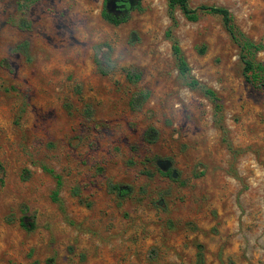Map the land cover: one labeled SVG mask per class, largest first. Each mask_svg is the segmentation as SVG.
Listing matches in <instances>:
<instances>
[{"label":"rangeland","instance_id":"obj_1","mask_svg":"<svg viewBox=\"0 0 264 264\" xmlns=\"http://www.w3.org/2000/svg\"><path fill=\"white\" fill-rule=\"evenodd\" d=\"M104 3L0 0V264H264V90L221 17L142 0L114 26ZM202 5L264 44V0Z\"/></svg>","mask_w":264,"mask_h":264},{"label":"trees","instance_id":"obj_2","mask_svg":"<svg viewBox=\"0 0 264 264\" xmlns=\"http://www.w3.org/2000/svg\"><path fill=\"white\" fill-rule=\"evenodd\" d=\"M168 1L170 16L175 25L177 24L175 18L176 10H180L189 22L198 21L201 14H214L220 16L225 29L240 50L241 61L244 65V76L247 82L264 90V64L256 60L257 54L264 51V44L256 43L248 39L236 25L234 16L230 10L223 7L207 5H202L197 9H193L190 6V0ZM141 6L142 0H105L102 16L104 20L111 25L119 26L128 22L131 13L140 10ZM167 36L172 39L173 53L178 63V71L180 75L188 81L190 88L202 91L207 97L217 103L218 97L216 92L192 77L190 66L182 55L178 41L173 37L170 31L167 33ZM216 108L219 109L220 107L216 104ZM157 139L158 132L155 129L151 128L145 133L144 141L146 143H155ZM159 172L164 177L173 181H178L179 172L172 167L171 160L159 161ZM111 191L122 194L123 190L119 185H112ZM54 200L58 201L57 192L55 193ZM22 226L31 230L34 227V224L32 223L31 225H28L22 222ZM49 264H53V261H49Z\"/></svg>","mask_w":264,"mask_h":264},{"label":"water","instance_id":"obj_3","mask_svg":"<svg viewBox=\"0 0 264 264\" xmlns=\"http://www.w3.org/2000/svg\"><path fill=\"white\" fill-rule=\"evenodd\" d=\"M159 165V164H158Z\"/></svg>","mask_w":264,"mask_h":264}]
</instances>
